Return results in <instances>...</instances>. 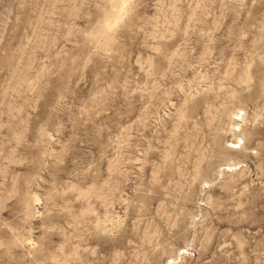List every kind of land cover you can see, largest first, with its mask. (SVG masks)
<instances>
[{
  "label": "rangeland",
  "instance_id": "1",
  "mask_svg": "<svg viewBox=\"0 0 264 264\" xmlns=\"http://www.w3.org/2000/svg\"><path fill=\"white\" fill-rule=\"evenodd\" d=\"M94 3L0 0V264H264V3Z\"/></svg>",
  "mask_w": 264,
  "mask_h": 264
},
{
  "label": "clouds",
  "instance_id": "2",
  "mask_svg": "<svg viewBox=\"0 0 264 264\" xmlns=\"http://www.w3.org/2000/svg\"><path fill=\"white\" fill-rule=\"evenodd\" d=\"M138 0H95L94 21L78 30L91 55L105 58L118 54L120 34L136 13Z\"/></svg>",
  "mask_w": 264,
  "mask_h": 264
},
{
  "label": "snow or ice",
  "instance_id": "3",
  "mask_svg": "<svg viewBox=\"0 0 264 264\" xmlns=\"http://www.w3.org/2000/svg\"><path fill=\"white\" fill-rule=\"evenodd\" d=\"M262 3H264V0H262ZM61 102H62V98L58 99V100L56 101V104L59 105ZM41 131L43 132V129H41ZM262 150H264V149H262ZM78 199H79V197H78ZM35 203H37V204L39 203V199H38V198L35 199ZM30 209H31V203L27 204L26 207H25V213H26L28 216H31V211H30ZM37 215H39V213H37ZM27 243H28L29 245H31L32 247H37V245H36L32 240H28ZM75 254H76V253H75V251H74V252L72 253V255H75ZM33 264H44V262H43V261H40V260H36V261L33 262ZM113 264H116V261H113ZM160 264H163V262L161 261Z\"/></svg>",
  "mask_w": 264,
  "mask_h": 264
},
{
  "label": "bare ground",
  "instance_id": "4",
  "mask_svg": "<svg viewBox=\"0 0 264 264\" xmlns=\"http://www.w3.org/2000/svg\"><path fill=\"white\" fill-rule=\"evenodd\" d=\"M237 126H238V125H237ZM237 126H236V127H237ZM234 130H235V125H234ZM232 146H233V144H232ZM233 148H237V146H234Z\"/></svg>",
  "mask_w": 264,
  "mask_h": 264
}]
</instances>
